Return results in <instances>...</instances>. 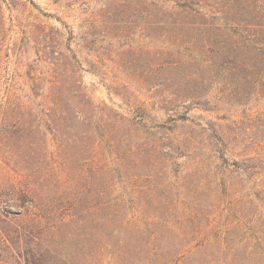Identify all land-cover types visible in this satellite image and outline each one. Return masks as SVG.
I'll use <instances>...</instances> for the list:
<instances>
[{"label": "rangeland", "instance_id": "374dc122", "mask_svg": "<svg viewBox=\"0 0 264 264\" xmlns=\"http://www.w3.org/2000/svg\"><path fill=\"white\" fill-rule=\"evenodd\" d=\"M248 31L261 32L264 41V0H0V190L23 183L38 199L68 208L55 216L52 224L58 227L45 235L52 242L45 264H119L108 254L104 203L118 199L114 209H124L126 222L132 219V202L144 212L129 174L154 175L156 168H147L136 153L123 161L137 167H122L97 125L107 136L115 125L114 139L123 141L119 151L125 144L134 150L151 132L165 134L173 144L166 150L165 157H173L168 169L172 163L185 165L182 175L194 155L182 150L183 141L190 132L199 134V126L212 125L220 133L230 164L249 160L255 165L264 157V61ZM50 40L52 51L43 45ZM54 72L73 73L75 86L67 95L81 90L83 98H70L91 123L71 113L67 122H48V80ZM209 134H202V147L210 143ZM233 170L230 166L225 177L242 193L258 181ZM168 177L175 180L173 174ZM171 190L172 196L185 194L181 187ZM213 202L209 197L204 209L223 224L224 206L211 208ZM254 203L263 210L264 222V202ZM5 207L17 210L13 203ZM97 216L104 218L101 223L93 221ZM61 219L66 224H59ZM132 229L118 223L112 232L130 252L140 239ZM168 242L170 248L179 244L172 238L159 241L161 247ZM201 256L186 254L181 264H195ZM223 259L243 264L240 255L233 259L222 249L221 264Z\"/></svg>", "mask_w": 264, "mask_h": 264}, {"label": "trees", "instance_id": "16d2710c", "mask_svg": "<svg viewBox=\"0 0 264 264\" xmlns=\"http://www.w3.org/2000/svg\"><path fill=\"white\" fill-rule=\"evenodd\" d=\"M141 12L146 11L141 10ZM247 34L250 43L258 48L261 61H264V41L261 42L259 39L261 32L248 31ZM52 43L51 40L45 41L43 45L51 50ZM2 48L3 40L0 32V61ZM235 48L240 49L239 43L235 44ZM54 74L56 75L48 80L52 89L50 95L46 97L49 103V106L45 108L47 111L45 116L49 118L48 122H67L71 113L82 118L83 122L91 123L92 117L88 115L85 118L79 106L70 98H83L81 90H75L74 94L67 95L69 88L75 86L73 73L58 76L57 72ZM65 78L66 81H64ZM15 122L17 125L20 124L18 119ZM199 127L201 128L199 134L190 132L186 134V139L183 141L185 145L182 150L194 154L190 159L193 165L185 175H182L188 168L185 165L172 163V168L168 169L167 162L173 157L166 158L165 156L170 153L166 150L173 144L169 143L171 139L165 134L157 137L156 133L151 132L147 138L139 139L134 150L125 144L124 150L119 151V145L123 141H115V125L110 126L108 136L103 125H97L95 128L100 139L105 140L108 137V148L113 150L111 153L115 154L122 167L136 168L134 162L125 163L123 161L136 153L143 157L142 164H146L147 168H156L154 175L129 174L134 192L140 194L143 200L144 212L141 213L142 208L137 209L132 202L129 206V210L133 213L132 219L126 222L122 217L124 209L122 207L119 210L114 209L118 206V199L106 200L104 203L106 208L108 206V214H105L108 216V254L114 262L163 264L161 261L165 260V264H181L185 261L186 254L201 253L199 260H194L195 264L213 262L221 264L218 256L223 249V252L227 250L229 254L233 253V259L240 255L243 264H264V222H260L263 218V210L254 203L264 202L262 198L264 196V157H258L255 165L249 164L251 162L249 160L241 165L238 161L232 160L230 164L225 155L226 144L220 133L212 125H208L209 128ZM160 128L170 132L172 130L163 126ZM206 132L211 133L208 136L210 143L202 147L201 137ZM177 149L180 150V147ZM179 154L184 155L183 152ZM218 161L221 163L219 164ZM230 166L235 169L231 173H238L241 170L246 173L249 181L253 177H257L258 181L242 193L237 189L236 184L229 182L225 177ZM168 174H173L175 177L174 186L173 182H169ZM173 187L184 189V196L181 198L179 193L172 196ZM213 188L217 190L212 194ZM35 196L33 188L23 183L14 184L6 193L0 190V205L2 206L0 207V221L7 225L4 227L0 224V264L47 263V255L51 250L52 242L49 238L46 239L45 235L51 228L58 227L57 224H52V221H55L56 215L58 217L64 215L68 208L55 201L46 203L45 200ZM212 196L215 202L210 205L211 208L217 203H222L224 206L222 209L223 224L217 221V216L211 218L210 213L204 209L207 199ZM155 201L158 202L157 207L148 213L147 211ZM67 202L68 200L65 204ZM9 203L17 207L15 212L5 207ZM254 205L252 212L250 208ZM178 207L182 208L181 213H178ZM95 210L98 211L99 208ZM103 219L97 216L93 221L101 223ZM118 223L133 228L135 240L140 238L136 251L130 252L125 244H119V240H115L116 235L112 232H115ZM59 224H66L65 220L61 219ZM176 224H180L177 232L175 231L177 230L175 229ZM236 231L239 233L234 238ZM165 238H172V242L179 240V244H174L173 248H170L168 242L166 247H161L159 241L163 242ZM227 259H223L222 264L229 263Z\"/></svg>", "mask_w": 264, "mask_h": 264}]
</instances>
